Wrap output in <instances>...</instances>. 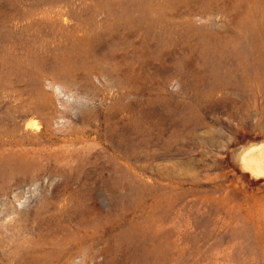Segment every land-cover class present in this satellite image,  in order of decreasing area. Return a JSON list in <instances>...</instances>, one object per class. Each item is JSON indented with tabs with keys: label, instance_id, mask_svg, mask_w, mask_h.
Here are the masks:
<instances>
[{
	"label": "rangeland",
	"instance_id": "rangeland-1",
	"mask_svg": "<svg viewBox=\"0 0 264 264\" xmlns=\"http://www.w3.org/2000/svg\"><path fill=\"white\" fill-rule=\"evenodd\" d=\"M264 0H0V264H264Z\"/></svg>",
	"mask_w": 264,
	"mask_h": 264
},
{
	"label": "bare ground",
	"instance_id": "bare-ground-1",
	"mask_svg": "<svg viewBox=\"0 0 264 264\" xmlns=\"http://www.w3.org/2000/svg\"><path fill=\"white\" fill-rule=\"evenodd\" d=\"M262 152V145H251L244 149L240 156L245 167L257 176L264 175V157Z\"/></svg>",
	"mask_w": 264,
	"mask_h": 264
}]
</instances>
